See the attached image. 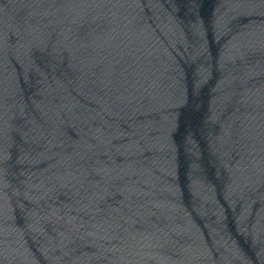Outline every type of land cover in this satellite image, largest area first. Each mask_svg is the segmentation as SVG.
Masks as SVG:
<instances>
[{
	"label": "water",
	"instance_id": "95a60500",
	"mask_svg": "<svg viewBox=\"0 0 264 264\" xmlns=\"http://www.w3.org/2000/svg\"><path fill=\"white\" fill-rule=\"evenodd\" d=\"M0 264H107L36 134L1 49Z\"/></svg>",
	"mask_w": 264,
	"mask_h": 264
}]
</instances>
